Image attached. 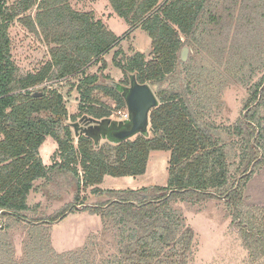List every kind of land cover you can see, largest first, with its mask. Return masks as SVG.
<instances>
[{"label":"trees","instance_id":"trees-1","mask_svg":"<svg viewBox=\"0 0 264 264\" xmlns=\"http://www.w3.org/2000/svg\"><path fill=\"white\" fill-rule=\"evenodd\" d=\"M9 1L0 0V264H189L196 235L176 204L209 200L224 201L231 210L246 264H264V206L245 204L256 172L249 174L250 168L255 162V170L264 165V0H109L131 29L140 27L150 36L153 49L151 60L137 53L125 63L118 61L120 50L114 64L127 84L135 76L141 84L157 86L160 105L151 112L149 136L107 145L76 135L63 94L48 84L86 75L92 63L102 62L105 70V56L122 38L92 12L76 11L74 0ZM34 8L33 18L27 14ZM16 21L50 48V59L36 72L23 74L13 58L10 31ZM185 47L195 52L189 62L181 61ZM101 78L86 75L72 84L82 100L80 115L113 120V109L96 93L111 98L116 110L126 102ZM232 81L248 88L250 97L247 114L233 131L243 155L240 176L230 181L231 148L207 122L216 103L208 92ZM166 82L170 88H164ZM49 137L58 146L51 166L40 154ZM152 152L170 153L167 186L99 187L106 176H144ZM38 181L54 187L69 181L74 202L46 219L37 217L28 199ZM89 188L108 197L84 211L101 218L102 237L115 252L99 257L98 248L105 247L91 236L90 246L59 253L50 225L69 210L79 211L86 204L81 193ZM18 227L24 233L20 257L10 232Z\"/></svg>","mask_w":264,"mask_h":264},{"label":"rangeland","instance_id":"rangeland-1","mask_svg":"<svg viewBox=\"0 0 264 264\" xmlns=\"http://www.w3.org/2000/svg\"><path fill=\"white\" fill-rule=\"evenodd\" d=\"M16 1L18 0H10L9 5H13ZM71 5L76 11L92 12L97 21H102L108 29L122 38L120 43L105 56L106 69L101 71L102 62L92 63L86 70V75H103L105 79L101 78V82L105 85L111 84V82L123 84L126 80L125 74L114 64V57L117 52L122 51L118 61L123 63L137 53L145 54L147 60L152 59L151 52L153 49L150 36L140 27L131 29L126 22L114 13L109 0H74ZM27 15L34 18L36 9L34 8ZM10 34L13 58L23 74L36 72L50 59V48L42 37L31 33L21 22L16 21L13 24ZM193 58H195V52L192 48H189L187 62ZM86 75L80 74L77 78H84ZM185 77L183 76V78ZM77 78L48 85L58 89L63 94L69 114V124L74 126L78 123L79 127L81 125L84 127V122H81L83 117L80 115L79 108L82 100L77 90L72 87V84H78ZM150 86L157 95L158 87ZM170 87L171 82L164 84V88ZM220 87L219 79L216 77V88ZM214 91V94L208 92V95L216 103L207 123L216 133L222 135L227 146L231 148L228 163L231 173L230 181H233L240 176L241 157L243 155L240 138L233 131L238 121L247 112L245 106L250 93L248 88L233 81L229 82L228 86L222 90L215 89ZM96 96L102 103L113 109L112 119L121 121V117L117 114L118 110H116L115 102L100 92L96 93ZM73 117H76V120ZM107 144L112 143L108 140L101 141V145ZM57 148V143L52 138H47L40 149L45 165L51 166L54 163V154ZM169 160V152H152L144 176L133 178L135 180L107 176L105 182L99 187L102 190H128L133 188L138 190L143 187L167 186ZM255 165L256 162L252 164L251 168L256 172L252 174L245 191V204L249 207L264 206V165L258 170H255ZM68 182L58 183L57 186L60 187H54L46 181H38L35 184L36 189L30 194L28 204L31 208L37 207V217L46 219L59 212L64 206L74 202L76 190ZM81 198L85 199L86 204L79 206V211L74 213L71 211L60 222L50 225L54 249L59 253L80 251L84 247L90 246L91 236H96L99 240L97 242L105 247H99L97 255L101 257L100 254L103 251L107 255L108 253L114 254L115 248L109 245V240L102 237L101 218L84 211L86 206L97 205L107 200L108 197L93 194L92 188H89L81 193ZM176 207L183 211L187 224L193 228L196 235L189 264H246L247 253L241 246L237 229L232 225L231 210L224 201L209 200L194 206L187 202H178ZM10 232L16 239L17 256L20 257L23 252L24 233L20 227Z\"/></svg>","mask_w":264,"mask_h":264},{"label":"water","instance_id":"water-1","mask_svg":"<svg viewBox=\"0 0 264 264\" xmlns=\"http://www.w3.org/2000/svg\"><path fill=\"white\" fill-rule=\"evenodd\" d=\"M188 56L189 48L185 47L181 52V61L187 62ZM112 84L124 97L126 108L129 112V119L127 121L116 122L111 119L97 121L83 117L81 122H86L89 124V127L82 129L80 134L92 137L96 144H100L102 140L120 144L138 135L149 136L151 112L160 105V101L151 86L149 84L139 83L135 76H130V86L127 88H121L122 86L116 82H112ZM77 126H79L78 123L73 127L75 128L76 134L79 135L78 129L76 128ZM252 169L253 168H251L249 174L252 173ZM70 212L71 210H69L67 214ZM62 219L63 218L52 224L58 223ZM1 228H3V220Z\"/></svg>","mask_w":264,"mask_h":264},{"label":"built area","instance_id":"built-area-1","mask_svg":"<svg viewBox=\"0 0 264 264\" xmlns=\"http://www.w3.org/2000/svg\"><path fill=\"white\" fill-rule=\"evenodd\" d=\"M124 109L118 110L117 111L118 113L116 112L121 117V121H127L129 119V112H128L127 108H124Z\"/></svg>","mask_w":264,"mask_h":264},{"label":"flooded vegetation","instance_id":"flooded-vegetation-1","mask_svg":"<svg viewBox=\"0 0 264 264\" xmlns=\"http://www.w3.org/2000/svg\"><path fill=\"white\" fill-rule=\"evenodd\" d=\"M119 84H120V83H119ZM120 85L122 86L121 88H127V87L130 86V81H129V83L127 84V83H126V80H125V81L123 82V84H120ZM118 122H121V121H118ZM87 127H89V124H87L86 122H84V127H83V125H81V127L77 126L76 128L78 129L79 135H80L82 129L87 128ZM75 133H76V132H75ZM76 135H77V134H76Z\"/></svg>","mask_w":264,"mask_h":264},{"label":"crops","instance_id":"crops-1","mask_svg":"<svg viewBox=\"0 0 264 264\" xmlns=\"http://www.w3.org/2000/svg\"><path fill=\"white\" fill-rule=\"evenodd\" d=\"M106 178H107V176L105 177L104 182H105ZM124 179L131 180V179H133V178H132V177H124ZM133 180H135V179H133ZM104 182H103V183H104ZM133 190H137V189H134V188H133Z\"/></svg>","mask_w":264,"mask_h":264}]
</instances>
